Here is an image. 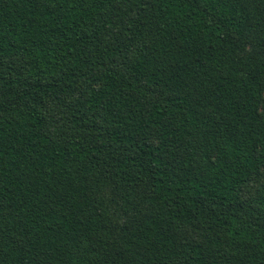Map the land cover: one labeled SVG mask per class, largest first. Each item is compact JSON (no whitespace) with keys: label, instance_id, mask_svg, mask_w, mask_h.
Segmentation results:
<instances>
[{"label":"trees","instance_id":"trees-1","mask_svg":"<svg viewBox=\"0 0 264 264\" xmlns=\"http://www.w3.org/2000/svg\"><path fill=\"white\" fill-rule=\"evenodd\" d=\"M0 264H264V0H0Z\"/></svg>","mask_w":264,"mask_h":264}]
</instances>
